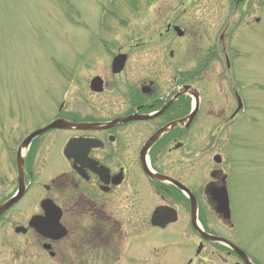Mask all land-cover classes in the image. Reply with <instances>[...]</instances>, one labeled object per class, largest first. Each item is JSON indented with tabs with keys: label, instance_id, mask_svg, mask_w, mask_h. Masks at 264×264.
<instances>
[{
	"label": "flooded vegetation",
	"instance_id": "1",
	"mask_svg": "<svg viewBox=\"0 0 264 264\" xmlns=\"http://www.w3.org/2000/svg\"><path fill=\"white\" fill-rule=\"evenodd\" d=\"M180 8L169 14L174 17L165 21L164 30L158 29L159 37H187V29L179 24L187 8ZM175 26L181 27V35ZM115 49L112 59L127 53L130 62L131 49ZM215 52L210 50V57H216ZM220 53L227 58L224 50ZM175 57L170 50L163 60L173 72L162 92L158 79L143 80L136 89L124 78L122 92L116 80L120 74L102 73L104 90L110 88L111 78L121 101H83L73 110L67 101L56 102L49 120L24 132H17L19 121L13 134L2 125L0 203L19 192V203L28 198L36 203L32 208L26 205L24 232L15 233L25 239L12 253L15 260L39 264V253L47 254L51 264H264L237 231L229 154L233 140L226 131L234 116L227 119L221 104L206 99L198 87L197 76L208 68L201 65L185 71L181 61L173 64ZM138 89L143 100L136 97ZM197 90L200 101L191 94ZM134 115L136 119L111 127L45 131L22 154L23 172L18 170L20 144L36 128L55 119L96 124ZM162 128L167 130L146 152L150 138ZM72 140L74 145L66 153ZM206 151L212 152L208 158ZM146 166L159 176H150ZM201 169L207 175L204 179ZM44 199L52 200L60 211L66 230L61 239L43 238L28 226L33 215L44 214Z\"/></svg>",
	"mask_w": 264,
	"mask_h": 264
},
{
	"label": "rangeland",
	"instance_id": "2",
	"mask_svg": "<svg viewBox=\"0 0 264 264\" xmlns=\"http://www.w3.org/2000/svg\"><path fill=\"white\" fill-rule=\"evenodd\" d=\"M239 1L0 0V128L13 134L18 121L17 132L42 124L63 98L71 110L83 101H121L111 78L103 93L89 89L94 75H111L114 47L132 51L116 79L122 92L123 78L136 89L143 80L158 79L162 92L173 72L163 61L170 50L175 51L173 64L181 61L185 71L205 65L196 82L206 99L221 104L229 116L238 102L235 94L243 100L233 127L226 128L234 139L229 147L234 213L247 248L264 261V0ZM175 7L187 8L179 21L187 37H159ZM223 47L229 71L217 51L210 57V50ZM136 97L143 100L139 89ZM203 171L201 179L207 177ZM27 204L36 205L34 199L23 200L0 226V264H22L12 253L25 239L14 228L26 221ZM50 260L47 254L36 257L39 264Z\"/></svg>",
	"mask_w": 264,
	"mask_h": 264
},
{
	"label": "water",
	"instance_id": "3",
	"mask_svg": "<svg viewBox=\"0 0 264 264\" xmlns=\"http://www.w3.org/2000/svg\"><path fill=\"white\" fill-rule=\"evenodd\" d=\"M180 33H181V31H180ZM125 58H126L125 55H120V56H117L115 58L114 63H113V71L115 73L121 71V69L123 68V65H124ZM99 84L101 86V82L97 83V81H94L92 86L94 88H96V90L100 91L102 89V87H99ZM131 118H133V117L128 118V120ZM125 120H127V119H125ZM83 125H86V124H75V123H72V122H69L66 120L53 121L49 125L45 126L44 128H42V129L36 131L35 133L31 134L30 136H28L22 142L20 149H19V153H20L22 148H27L31 142L32 137L39 134L40 132L46 131V130L51 129V128H71L73 126H77L79 128H82ZM161 132H162V130L158 134L153 136L148 144H152L159 137V134H161ZM71 145L68 147V149L71 147ZM146 148H148V147H146ZM19 157L20 156L18 155V158H17L18 165L20 162L22 163V160H20ZM149 173H150V175L154 176L150 171H149ZM21 196H22V193L19 192L16 196H14L11 199L7 200L6 202L2 203L0 205V215H2L7 209H9L12 205H14L17 201H19ZM44 208L46 211V218L40 219L37 221V220H35V218H36L35 217L31 220L30 224L33 225L36 229H38L40 231V233L46 237L59 238V237L63 236L65 234V231L62 229V227L60 228V226H57V222L60 218V213L57 214L55 212V209L53 207H50L47 203L44 205ZM17 230H19V228H17Z\"/></svg>",
	"mask_w": 264,
	"mask_h": 264
}]
</instances>
